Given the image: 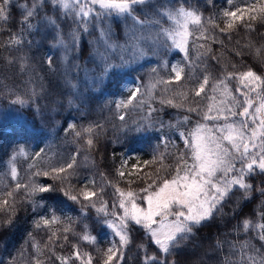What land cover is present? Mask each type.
I'll use <instances>...</instances> for the list:
<instances>
[{
  "label": "trees",
  "instance_id": "trees-1",
  "mask_svg": "<svg viewBox=\"0 0 264 264\" xmlns=\"http://www.w3.org/2000/svg\"><path fill=\"white\" fill-rule=\"evenodd\" d=\"M43 4L31 28L21 26L18 9L7 22L0 21V110L13 114L0 119V264H88L89 256L91 264H104L107 249L118 245L117 238L103 235L108 220L122 215L117 189L136 193L140 203L142 189L176 175L181 153L191 165L179 134L188 136L201 122L212 103V85L224 81L235 95L240 73L264 76V13L251 7H264V0H150L137 7L141 19L180 5L201 16L187 55L149 43L135 56L118 48L106 53L107 64L114 66L108 71H102L104 61L96 54L99 28L89 25L66 55L56 36L59 32L67 43L76 25L48 0ZM237 9L242 19L224 16ZM131 23L113 16L103 26L111 29L112 42L125 44ZM228 23L233 27L227 28ZM21 33L23 43L18 44L13 38ZM173 67L183 68L181 80L174 79ZM205 76L209 85L196 96ZM215 95L219 99V91ZM18 99L24 104L13 103ZM60 167L63 173L52 172ZM184 167L181 162V174ZM247 182L250 190L234 188L212 219L194 228L168 259L175 264H238L245 243L264 253L257 230L243 228L245 220L264 222V173L256 170ZM33 184L54 190L32 193ZM85 193L95 195L86 200ZM127 235L121 264H146L156 246L134 223L128 224Z\"/></svg>",
  "mask_w": 264,
  "mask_h": 264
},
{
  "label": "snow or ice",
  "instance_id": "snow-or-ice-1",
  "mask_svg": "<svg viewBox=\"0 0 264 264\" xmlns=\"http://www.w3.org/2000/svg\"><path fill=\"white\" fill-rule=\"evenodd\" d=\"M48 3L64 16L70 15L76 25L68 34L67 43L59 32L56 36L57 43L64 46L66 55L78 45L81 33L89 31V25L99 28L96 54L104 61L102 71L114 67L107 64L106 53L115 52L119 48L122 52L135 56L142 51L141 45L144 43L175 47L187 55L189 38L202 26L201 16L183 5L156 12L155 17L159 18L141 19L137 14V7L149 4L150 0H48ZM43 7V0H40V3H37V0H24L23 3H19V0H0V21L7 22L13 11L18 9L22 17L21 26L31 28L33 19L40 14ZM251 7L257 12L264 13V7L256 8L255 5ZM238 12L239 9L225 11L224 16L234 20L242 19ZM113 16L132 21L125 44L112 42L111 29L103 26L104 21ZM165 18L170 22L167 26ZM50 23L55 25L56 21L50 19ZM226 27L230 29L233 24L228 23ZM13 39L18 44L23 43V33ZM101 47L104 49L103 52L100 51ZM261 54L264 55V51ZM47 62L51 66V56ZM75 67L78 69L79 65ZM172 71L175 73L176 81L182 79L183 68L173 67ZM228 78L232 79L233 74L229 73ZM237 79L246 89L245 91L236 89L243 99L232 95L224 81L212 85L213 95L209 97L212 103L207 105V110L201 115V122L196 124L194 131L188 136L183 132L179 134L184 138L191 165L184 159L186 154L181 153L176 175L142 189L140 203L137 202L136 193L132 191L125 193L117 189L121 197L119 209L122 210V215H117L116 219L109 223V227L115 229L118 245L107 249L104 264H121L123 259L121 249L129 242L127 235L129 223L143 228L156 246V254L146 257V264H175L168 257L180 242L186 240L194 228L212 219L234 188L245 192L250 190L252 186L247 182L249 175L257 169L264 173V76L248 70L240 73ZM208 85L209 77L205 76L195 89V95L205 93ZM218 91L219 99L215 95ZM134 97L135 93L129 101ZM167 102L172 103L170 100ZM13 103L23 105L24 101L18 99ZM189 111L198 112L196 108H190ZM120 119L123 120L124 117L121 116ZM87 143L91 145L92 140L89 139ZM181 162L185 165L183 174ZM66 167L70 169L73 165L69 163ZM64 171V167L52 169V172ZM43 175L47 176L48 172H44ZM16 176V169L13 168L12 178L16 179ZM20 187L21 185L17 183L16 188ZM52 190L54 189L50 185H31L32 193H46ZM8 195L11 196L12 193L9 192ZM92 195L95 193H85L84 199L87 200ZM70 198L73 201L77 200L75 195ZM44 223L47 224L48 221L45 220ZM243 228L245 231L254 228L259 239L264 241V222L253 225L251 221L245 220ZM84 239L87 240L89 237L85 236ZM232 247L235 248V245ZM238 251L241 254L238 264H264V253H261L260 249H251L245 243ZM74 255L81 259L79 252ZM36 264H39V261ZM88 264H91L90 256Z\"/></svg>",
  "mask_w": 264,
  "mask_h": 264
},
{
  "label": "rangeland",
  "instance_id": "rangeland-1",
  "mask_svg": "<svg viewBox=\"0 0 264 264\" xmlns=\"http://www.w3.org/2000/svg\"><path fill=\"white\" fill-rule=\"evenodd\" d=\"M238 88H240L242 91H245L246 89H244L243 88V86H242V84L240 85V87H238ZM250 95H253L254 96V94H250ZM235 96H237L238 98H240V99H243V97H241L240 96V93H238L237 91H236V93H235ZM13 117V114H12V111L11 110H6V111H4V110H0V119H7V118H12ZM183 138V137H182ZM183 140H184V138H183ZM237 167H239V164H237ZM258 170V169H257ZM255 173V172H254ZM116 219V216H113V218H111L110 220H108L109 222L107 223V230H106V232L104 231L103 232V235L105 236V237H111V238H117L118 239V237H116L115 236V229H113V228H111V227H109V223L110 222H112L113 220H115Z\"/></svg>",
  "mask_w": 264,
  "mask_h": 264
}]
</instances>
